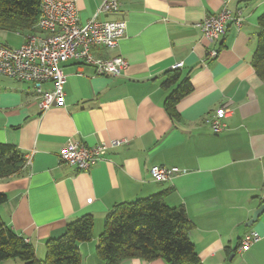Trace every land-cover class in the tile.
<instances>
[{"label":"crops","instance_id":"obj_1","mask_svg":"<svg viewBox=\"0 0 264 264\" xmlns=\"http://www.w3.org/2000/svg\"><path fill=\"white\" fill-rule=\"evenodd\" d=\"M72 2L80 22L122 19L124 37L98 56H121L119 75L97 74L69 60L65 103L40 111L30 84L0 75V143L30 156L15 175L0 178V218L45 256L48 239L84 215L93 217V237L78 243L81 264H102L95 249L109 209L119 202L165 192L168 206H182L193 227L189 238L202 264H264V84L252 66L264 0H119L117 11L99 13L104 0ZM223 7L240 18L210 44L199 23ZM28 34L0 29V44L20 46ZM217 50L208 57V50ZM177 68L192 90L171 117L165 100V72ZM50 82L44 84L49 89ZM229 107L225 129L213 133L205 119ZM88 147L125 139L86 171L59 160L68 140ZM184 173L154 181L152 166ZM259 233L243 251L242 236ZM0 264H20L8 259ZM117 264H167L161 258H126Z\"/></svg>","mask_w":264,"mask_h":264},{"label":"trees","instance_id":"obj_2","mask_svg":"<svg viewBox=\"0 0 264 264\" xmlns=\"http://www.w3.org/2000/svg\"><path fill=\"white\" fill-rule=\"evenodd\" d=\"M40 0H0V29L34 34L40 15ZM252 59L256 75L264 84V14ZM163 86L172 89L165 100L167 113L178 117L176 105L192 90L188 77L181 79L178 68L165 72ZM26 157L14 145L0 143V178L20 173ZM165 192L129 202L115 203L106 213L95 249L102 264H117L126 258L152 260L167 264H202L189 231L193 225L182 206L171 207ZM7 199L0 192V205ZM93 217L84 214L65 225L64 231L45 243V256L38 259L35 248L0 218V262L8 259L20 264H81L78 243L93 237Z\"/></svg>","mask_w":264,"mask_h":264},{"label":"built area","instance_id":"obj_3","mask_svg":"<svg viewBox=\"0 0 264 264\" xmlns=\"http://www.w3.org/2000/svg\"><path fill=\"white\" fill-rule=\"evenodd\" d=\"M119 0H104L98 7L99 13L117 11ZM40 15L36 23L37 32L28 34L18 47L0 44V75L28 83L38 97L40 111L65 103L64 84L66 75L62 64L72 60L79 65L94 68L97 74L119 75L127 62L119 55L98 56L94 50L115 49L124 37L126 22L122 19L98 20L96 16L80 22L77 9L72 2L61 0H40ZM233 20L239 26L240 18L223 7L218 13L208 15L200 23L203 37L210 44L225 33V24ZM208 57H216L217 50H208ZM181 63L175 65L177 68ZM51 83L49 89L44 88ZM229 107L217 109L205 122L213 133L222 132L225 118L231 114ZM125 139L101 141L94 146H86L75 140H68L59 153L61 163L86 171L102 159L107 150L125 143ZM30 156L26 157L29 163ZM178 167L152 166L149 170L154 181H168L177 174L184 173ZM259 239L257 231L246 233L240 239L237 251L241 252L253 241Z\"/></svg>","mask_w":264,"mask_h":264},{"label":"water","instance_id":"obj_4","mask_svg":"<svg viewBox=\"0 0 264 264\" xmlns=\"http://www.w3.org/2000/svg\"><path fill=\"white\" fill-rule=\"evenodd\" d=\"M263 211H264V205H262V206H260L259 208H257V209L253 212V214H252V216H251V218H250L248 224L253 223V222L257 219V217H258Z\"/></svg>","mask_w":264,"mask_h":264}]
</instances>
